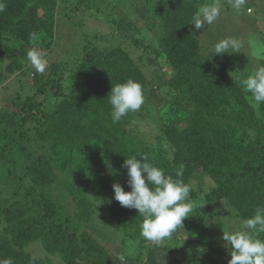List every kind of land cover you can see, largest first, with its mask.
I'll return each mask as SVG.
<instances>
[{
    "label": "trees",
    "instance_id": "trees-1",
    "mask_svg": "<svg viewBox=\"0 0 264 264\" xmlns=\"http://www.w3.org/2000/svg\"><path fill=\"white\" fill-rule=\"evenodd\" d=\"M3 2L0 36L7 34L12 43L0 53L12 61L31 40L30 34H37V9L33 0ZM145 3L160 26L161 45L175 69L181 90L198 107L182 129L166 131L176 147L177 163L184 166L183 177L188 178L192 168L200 165L214 182L206 201L222 197L231 200L242 189L241 185H248V191L256 195V206L264 204V118H256L254 110L246 104L241 113L233 110L221 115L229 122L220 124L221 117L215 115L221 112L226 95L204 71L198 44L188 26L196 5L193 6L192 0H145ZM86 56L73 69L80 84L78 92L56 90L66 67L52 64L48 75L42 77L36 72L32 76L29 89L33 93L24 97L17 94L12 99L18 100L13 102L17 109L12 114L5 109L0 111V204L4 196L11 199L4 214L0 209V216L7 219L2 229L0 225V260L11 258L13 264H39V257L26 250L31 241H39L46 252L72 251V246L79 245L83 261L76 263L65 255L73 264H119L83 228L84 199L80 200L79 216L71 215L46 183L48 178L52 180L55 171L85 180H89L85 178L89 173L95 178L94 188L98 187L99 194L108 204L115 205L116 211H122L126 207L113 198L112 185L118 183L124 191H130L127 170L122 167L124 159L147 155L135 140L119 137L113 126L104 125L100 112L104 105L97 104L95 99L111 90V85L129 79L134 68L123 69L124 61L97 49ZM16 70H20L18 64L10 71ZM39 95H43V100H38ZM51 95H57L59 100L52 110L44 112L42 104L50 101ZM261 113L264 115V105ZM242 128H250L259 136L253 147L245 151L241 141L233 137ZM238 195L243 200L245 195ZM190 197L197 204L199 200L205 201L192 188ZM194 209V223L203 221L202 214L210 210L207 206ZM261 238L264 239V234Z\"/></svg>",
    "mask_w": 264,
    "mask_h": 264
},
{
    "label": "rangeland",
    "instance_id": "rangeland-1",
    "mask_svg": "<svg viewBox=\"0 0 264 264\" xmlns=\"http://www.w3.org/2000/svg\"><path fill=\"white\" fill-rule=\"evenodd\" d=\"M214 2L192 0L196 10L188 26L198 44L204 71L210 74L226 95L221 112L215 115L216 118L221 117L218 122L222 124L229 120L221 115L233 110L241 113L248 104L237 75L241 72L246 75L264 65V60H258L252 54L249 45L252 37L264 43V0H245L239 11L233 8L232 0H219L221 11L218 18L212 24L205 23L197 29L193 24L197 12L202 6ZM33 3L37 9L38 39H31L25 44L12 61L3 52L0 53V111L5 109L12 114L17 109V104L13 102L18 101L12 99L17 94L24 97L33 93L29 85L37 71L26 61L28 50L36 48L44 54L47 64L45 70L39 72L42 77L48 75L52 64L66 67L56 87L57 91L64 93L78 92L80 84L73 71L88 53L93 49L109 53L114 59L125 62L121 65L123 69L134 68L130 78L142 84L144 104L138 112L129 113L113 124L110 116L112 109L107 99L110 90L106 94H99L95 99L98 100L97 104L104 105L100 111L104 125L113 126L119 137L135 140L147 152L150 162L175 178V171L181 164L176 161V147L166 131L182 129L187 118L193 116L198 107L186 97L177 82L175 69L170 66L161 45L160 26L147 9L145 0H33ZM226 37H237L244 41L240 53L214 54V44ZM11 43L7 34L0 36V50L5 51ZM15 64L20 70L11 72ZM37 98L41 101L43 95ZM58 100L57 95H51L50 101L43 102V111L52 110ZM263 118L261 113L258 119ZM231 123L235 124L234 121ZM257 136L250 128L237 130L233 135L241 141L244 151L253 147ZM165 144L168 145L167 151ZM85 176L89 180L67 177L55 171L52 180L48 178L46 183L71 215L79 216L80 200L84 199L85 207L81 214L83 228L90 231L119 264H228L230 254L222 239L223 232L241 230L243 220L250 217L256 207V195L248 191L246 183L247 186L241 185L242 189L236 194L243 193V200L238 195L237 199L235 196L231 200L222 197L212 202L206 201L214 182L197 165L192 168L188 178L182 176L181 179L205 201L199 200L197 204L191 199L193 211L183 220L182 228L157 245L140 235L142 217L137 210L126 207L125 210L116 211L113 208L116 206H111L110 202L108 204L99 194L96 185L94 188V176L89 173ZM7 198L4 196L1 200V213L11 203V199ZM78 200L79 205H75ZM202 205L210 210L202 214L203 221L194 223V208ZM0 220L2 229L7 219L1 215ZM72 247V251L46 252L39 241H31L26 250L32 256L39 257V264H73L67 260L66 254L69 260L73 259L76 263L83 261L79 245Z\"/></svg>",
    "mask_w": 264,
    "mask_h": 264
},
{
    "label": "clouds",
    "instance_id": "clouds-1",
    "mask_svg": "<svg viewBox=\"0 0 264 264\" xmlns=\"http://www.w3.org/2000/svg\"><path fill=\"white\" fill-rule=\"evenodd\" d=\"M244 4L245 0H232L233 8L237 11ZM4 7L3 0H0V11ZM220 11L219 0L202 6L194 17V26L199 29L205 23L212 24ZM30 35L33 41L38 39L36 33ZM249 45L256 59L264 60V43L252 37ZM243 46L242 39L226 37L214 44V54L240 53ZM26 61L37 72H43L47 64L44 54L36 48L27 51ZM236 79L245 94V100L259 118L261 105H264V65L246 75L241 72ZM109 93L107 99L112 109L110 116L113 124L129 113L138 112L144 104L143 86L131 78L111 85ZM164 149L168 150L167 144ZM122 167L127 170L130 191L126 192L118 183H114L113 198L121 206L137 210L142 217L140 235L145 240L159 245L165 239H170L193 211L191 187L181 179L183 164L175 171V178L149 162L147 155L130 156L124 159ZM261 234H264V204L257 205L252 215L243 220L241 230L223 232L222 239L230 254L228 264H264V239ZM0 264H13V261L11 258L3 259Z\"/></svg>",
    "mask_w": 264,
    "mask_h": 264
}]
</instances>
